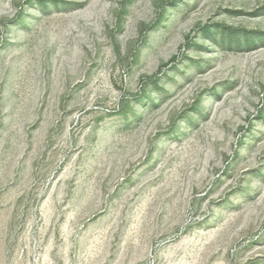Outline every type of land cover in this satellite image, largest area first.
Instances as JSON below:
<instances>
[{
	"label": "rangeland",
	"instance_id": "374dc122",
	"mask_svg": "<svg viewBox=\"0 0 264 264\" xmlns=\"http://www.w3.org/2000/svg\"><path fill=\"white\" fill-rule=\"evenodd\" d=\"M0 264H264V0H0Z\"/></svg>",
	"mask_w": 264,
	"mask_h": 264
}]
</instances>
